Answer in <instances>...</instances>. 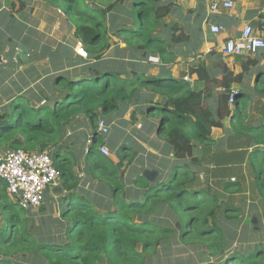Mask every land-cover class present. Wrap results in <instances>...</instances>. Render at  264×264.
<instances>
[{"label": "trees", "instance_id": "trees-1", "mask_svg": "<svg viewBox=\"0 0 264 264\" xmlns=\"http://www.w3.org/2000/svg\"><path fill=\"white\" fill-rule=\"evenodd\" d=\"M27 1L15 0L9 7L10 12L19 13ZM41 1L53 5L56 0ZM61 1L65 6L63 14L74 22V36L82 42L88 62L76 68L73 76L59 75L52 80L51 86L62 93L59 98L42 95L41 107H31L27 99L0 109V151L5 147L4 150L42 152L50 144L57 147L66 139L65 127L83 117L94 127L90 136L92 145L88 148L87 175L90 181H104L106 187L99 184L101 193L88 198L77 195L76 143L70 141L65 145L68 153L71 152L70 159L56 150L52 160L66 192L61 197L58 229L51 230L43 223V230L49 233L35 238L23 217L26 211L9 200L6 185L0 181L3 221L0 224V264H158L157 255L154 258L151 255L156 254L158 248L166 247L175 235L180 241L190 242L197 256L214 257L212 261L202 259L201 264H264L261 245L254 246L250 253L226 252L229 241L236 238V227L241 224L242 208L236 205L245 197L237 201L228 198L220 203L208 183L198 185L192 171V166L200 161L193 156V143L211 142V130L221 127L223 118L229 116L227 104L233 91L231 85L255 62L243 63L242 73L231 81L228 75L215 77L204 63L197 64L188 71L189 76L197 77L192 87L184 81V73L178 79L170 74L176 59L175 49L189 41L186 32H179L176 24L165 23L171 14V5H162L157 0H132L131 4L126 2L129 0H116L100 9L89 4L81 8L78 6L80 0ZM121 15L127 19L126 23ZM108 30L125 48L116 44L114 59L107 63L103 54L111 48L110 39L106 37ZM167 31L171 33L169 41L158 35ZM119 55L130 62L158 57V75L146 76L133 69L134 75L128 73L126 78H121L122 69L116 61ZM81 61L80 58L70 59L62 52L59 65L76 66ZM78 70L82 71L80 75H77ZM216 89L220 90V95L214 109L211 98ZM236 92L233 101L237 105L240 93ZM154 95L159 100L154 101ZM132 104L135 109L147 106L148 112L159 113L158 135L163 137L176 163L167 180L158 178L149 183L136 176L127 187L121 173L127 155L119 156V162L113 164L99 152L104 147L103 137H106L97 131L99 121L106 124L102 119L106 117L111 121L122 120ZM247 131L252 133L251 129ZM257 133L259 135V131ZM122 151L132 153L128 147L120 148L119 154ZM59 154L64 155L57 167ZM208 194L210 200L206 199ZM165 205H169L171 213L178 217L188 216L186 223L176 222V232L160 217ZM153 212L157 214L155 217L151 216ZM134 217L138 223L133 221ZM222 250L226 253L216 258Z\"/></svg>", "mask_w": 264, "mask_h": 264}, {"label": "crops", "instance_id": "crops-1", "mask_svg": "<svg viewBox=\"0 0 264 264\" xmlns=\"http://www.w3.org/2000/svg\"><path fill=\"white\" fill-rule=\"evenodd\" d=\"M28 1L25 4V8L19 13H11L9 7L11 4L15 3V0H0V24L3 23L8 25V28L11 29H13L15 25H21L25 29V27L28 26V22L25 20V14L30 12V2L28 3ZM109 1L110 0H108V2ZM115 1L116 0H112L110 4ZM157 1L162 5H171V14L166 18L167 25L176 24L179 28V32L185 31L189 38L194 28H196V32L201 35L198 39L197 49L187 50L181 47V45L178 46V51L176 50L178 47L175 49L176 59L173 64H177L176 66H179L180 71L177 73V71L171 70L170 74L174 79H178L180 77L179 75L184 73V75L189 78V83L193 87V83L196 82L197 77L195 75L189 76L188 71L192 66L204 63L213 76L228 75V79L231 81L232 78L242 73L243 63L250 60L256 64L250 66L246 73L242 75V78H238L236 82L231 85L232 90H236L240 93L238 100L239 98L240 100H245L243 101L245 107L239 109L240 102H238L237 105L234 103L230 105L228 103L229 116L223 118L221 127L211 130V142L206 144L193 143V156L200 160L192 166L193 173L195 175L198 174L196 180L198 181V185H203L208 182L211 188H213V192L222 195V201L228 198L235 201L244 199L243 193L239 192L240 190L236 184L237 178L224 170L228 167L235 166L236 161H243L246 158V154L242 156V153L246 152L245 149H248L246 153H249L251 149L253 152V148L257 147L264 150V77H262V75H264V50L250 58H235L223 55L220 49L226 40L238 37L245 26L252 27L255 35L264 39V0H235V6L232 10H219L217 12H212L210 10V3L212 0ZM36 2L37 0L31 1V3ZM39 2L45 3L44 1ZM126 2L131 4L133 1L129 0V2ZM86 3L85 0V4ZM92 6L97 8L95 5ZM106 7L99 6L98 8L104 9ZM5 21L6 23H4ZM210 24L222 25L226 30L221 35H211L208 33ZM22 31H20V36L26 34L25 31ZM73 31L75 32L74 29ZM10 33H15V31L11 30ZM158 35L162 37L163 34ZM77 40L78 39L75 38L74 51ZM180 50L182 51L181 53L179 52ZM78 58L80 57L78 56ZM151 67L157 66H149L146 62H136V70L139 74L155 76L147 73V70ZM157 73L158 71L155 74L157 75ZM195 86L198 88L199 85L195 84ZM201 89L202 86H199V90ZM219 92L218 89L213 91L211 101L214 109H216L218 105L217 100L220 95ZM146 109L147 106L140 109L131 107L123 117V121L114 120L111 124L105 121L109 128V135L103 138L105 145L103 146L110 153L107 159L111 163L117 164L119 162V156L128 154V151H122L119 154V150L122 147L130 148L132 153L135 154L133 155L134 159L131 165H126L127 157L125 158L121 171L122 180L127 187H129L131 181H133L136 176L142 177L144 170L154 171L156 173L154 181L158 178H163V181L167 180L176 165L171 150L164 147L166 146L164 142L162 144L164 149L162 147L158 148L156 144H152L158 141L156 139L158 134V119L153 117L151 112H148ZM127 120L130 121V123H127ZM248 129H251L253 133L259 131L258 137L252 140L250 134H247ZM92 133L93 131L89 136H91ZM129 137L132 138L133 145L131 141L129 143L126 142ZM109 138H113V141L111 142ZM141 138L147 139L149 141V143H147L148 145L142 143L140 140ZM134 141L136 142L134 143ZM144 150H146L147 153ZM4 151L6 150L2 149L0 152ZM262 162H264V160ZM261 165V175H263L261 179L255 176V174L254 177H250L248 172L241 174V179L245 183L248 181V184L251 181L263 180L264 164ZM201 172L204 174L205 178H208V181L201 179ZM83 175L86 177V180L82 179L83 181L80 183L79 179L76 193L84 196L87 191H90V188L93 190L96 182L90 181V176H88L87 173ZM82 176L78 175L79 178ZM228 180L230 183L227 185V190H225L224 185H221L220 181ZM60 181L61 179L59 182ZM60 192L56 194L50 191L47 195L56 197L64 192L63 196H65L66 192L63 189H61ZM215 195L219 197L218 194ZM245 195H249V191L245 192ZM238 196H242V198L236 199ZM0 217L2 218V215Z\"/></svg>", "mask_w": 264, "mask_h": 264}, {"label": "rangeland", "instance_id": "rangeland-1", "mask_svg": "<svg viewBox=\"0 0 264 264\" xmlns=\"http://www.w3.org/2000/svg\"><path fill=\"white\" fill-rule=\"evenodd\" d=\"M31 1H28V3L30 2V12H27V14H25V20L28 22V26H26L25 29L21 25H15L14 28L11 29L8 28V25H5L3 23L0 24V109L5 108L6 106H12L14 102L25 101L27 99L29 100V104L31 105V107L38 108L43 105L42 102H40V98L42 95L54 99L59 98L62 93L56 87L51 86L52 80H54L59 75L62 77L73 76L76 73V68L79 69L80 67L85 66V64L88 62L87 57L85 59L81 58L83 61L79 62V64H77L76 66L59 65L62 59V52L67 53L70 59L78 60V56L74 53V22L72 21V19L67 18L63 14V12L65 11V6L63 5L61 0H56L53 5L48 2L40 3L39 1L41 0H37L36 3H31ZM111 1L112 0H110L109 2L108 0H86V4L95 5L97 7H106L108 4H110ZM83 5H85V0H80L78 6L83 8ZM57 10H59L61 14H58ZM169 16L170 14L167 17ZM121 20L124 23L127 22V19L125 17H122ZM164 21L166 23L167 19H165ZM4 23H6V21ZM107 25H109V23ZM11 30H14L15 33H10ZM20 31H25L26 34H22L20 36ZM111 33L112 32L108 30L106 34V37L110 39L111 48L108 52H104L103 54L104 60H106L107 63L110 60L114 59L113 48L116 44H118L119 48H125L124 43L118 40L117 38L113 37ZM170 36L171 33L168 31L162 35V37L166 41H169ZM199 36L201 35L198 34L196 32V28H194L193 32L190 33L189 41L185 44H182L181 47L187 50L197 49ZM19 44H24L28 49V56L24 62H20V60H15V57L19 51ZM176 50L178 51L179 47ZM179 52L181 53L182 51L180 50ZM118 57L120 58H116V61L117 64H119V67L122 69L121 78H126L128 73L130 75H134L133 69L136 70V62H130L128 59L122 58L124 57L123 55H119ZM126 60L131 65L126 64ZM176 65L177 64H173L172 68L170 69V72L171 70H175L177 71V73L178 71H180L179 66ZM157 69L158 67H151L147 70V73L150 75L157 76L158 73L157 75L155 74L157 71L159 72V69ZM125 71L126 73H124ZM81 72L82 71L78 70L77 75H80ZM262 77H264V75H262ZM154 100H159V97L154 95ZM243 101L245 100L241 99L239 101V109H243L245 107V103ZM44 105L51 106L52 104L45 103ZM132 106L134 107L135 105L132 104ZM129 109L127 110V112L129 111ZM151 114L153 117L159 119L158 111H153L151 112ZM102 119L109 124H111L112 122L107 117ZM120 121H123V118ZM127 123H130V121H128ZM92 131H94V127L88 120L82 117L65 127L64 135L66 139L62 142H59L57 147L50 144L49 147L42 151H47L52 154L56 150H59L65 153L66 156H68V158L70 159L69 156L71 152L68 153L65 145H68L70 141H72V143H76V167L74 171L77 175L82 176L84 173H87L86 169L90 161L88 160L87 155L88 148L92 145V142L89 143V135ZM247 134H250L252 140L253 138L258 137V133L256 132H248ZM156 139L159 142L156 141L152 144L158 145V148L162 147L164 149L165 147L169 149L166 146L163 147L162 136H159L157 134ZM109 140L112 142L113 138H109ZM140 140L144 144L149 143V141L145 138H141ZM130 141L133 145L131 137H129L126 142L129 143ZM135 142L136 141H134V143ZM58 147L61 148L58 149ZM4 148L5 147H2V149ZM68 149L70 151L72 150L71 147H68ZM33 151L38 152V150L36 149ZM144 151L147 153L146 150ZM245 151L247 152L248 149H245ZM263 151V149L257 147L253 148V152L251 149L249 153H242V156L246 154V158L243 161H236L235 166L228 167L224 170L237 178L236 184L240 190L239 192H242L243 196L245 197L244 200H241V203H238L236 205L237 207L242 208V214H239L240 216H242L241 224L236 227V238L233 241H229V247L226 252L229 251V253H250L253 251L254 246L261 245V247H264V186H261L263 185L262 182L264 183V178L263 180L251 181L249 182V184L248 181L245 183L241 179V174L245 172H248L250 177H254L255 174V176H258V178H262L263 175H261V164H264V162H262L264 160ZM63 155L64 154H59L56 161L57 167H59V164L62 162ZM128 155H131V153L127 154V157L129 158H127L126 161L127 166L130 165V163L134 159V157H130ZM196 176L198 177V174ZM78 179H80L81 183L83 181L82 179L86 180V177L83 175ZM201 179H203L204 181H208V178H205L203 173L201 175ZM1 183L3 182L1 181ZM220 183L221 185H224V189L227 190L226 188L230 181H220ZM99 184L106 187L104 181H102L101 183L96 182L94 184L93 190H91L90 188V191H87L84 196H87L88 198V196H92V194L101 193L98 189ZM248 191L249 195H245V192ZM212 194L215 195L216 192H212ZM63 195L64 192H62V194L60 195H57L56 197L47 195L44 204L40 208L30 209L23 214V217L26 219V225L30 230L29 232L31 236L39 238L41 236L44 237L46 234L49 233L46 229L43 230V223H45L46 226H50L51 230L58 229L57 220L60 218V213L62 210L61 197ZM206 197L207 200H210L209 194ZM219 198L220 201H222L221 199L223 197L221 194L219 195ZM240 198H242V196L236 197V199ZM204 203L205 202H203L202 204ZM156 215L157 214H155L154 212L151 213V216L155 217ZM181 215L180 217H178L172 214L169 205H165V208H163V212L160 217L162 218V220H167V226L176 232L177 229L175 227V224L177 221L182 220L183 224L188 221V216L183 215V218H181ZM136 219L137 217H134L133 221L135 223H138ZM1 223L3 224V221L0 217V224ZM57 237L59 236L57 235ZM167 244L168 245L166 247L160 249L158 248L156 254L153 253L151 255L152 258L157 255L156 259L158 260V264H201V260L204 258H207L211 261L214 260V257H211L208 254H202L201 256H197L191 247V243L185 240L180 241L177 235H175ZM204 252L205 250L203 248L202 253ZM226 252L222 250L221 253L216 256V258H221L222 255H224ZM0 259H2L1 255Z\"/></svg>", "mask_w": 264, "mask_h": 264}, {"label": "built area", "instance_id": "built-area-1", "mask_svg": "<svg viewBox=\"0 0 264 264\" xmlns=\"http://www.w3.org/2000/svg\"><path fill=\"white\" fill-rule=\"evenodd\" d=\"M234 6L235 0H212L210 10L212 12L230 11ZM224 32L225 28L222 25H209L211 35L217 36ZM220 50L228 57H252L264 50V39L255 35L252 27L245 26L238 37L226 40ZM75 54L80 58H87V53L80 40L76 42ZM145 62L155 66L160 64L156 56H149ZM184 81L189 82L190 80L185 77ZM236 93V90H233L229 95V104L234 103ZM97 131L104 136L109 134V128L103 121H99ZM89 143H91V138ZM99 152L104 157L110 156L105 147H101ZM0 180L6 185V194L10 201L18 209L28 211L38 209L44 204L47 194L58 185L60 172L56 169L50 152L6 150L0 152Z\"/></svg>", "mask_w": 264, "mask_h": 264}, {"label": "water", "instance_id": "water-1", "mask_svg": "<svg viewBox=\"0 0 264 264\" xmlns=\"http://www.w3.org/2000/svg\"><path fill=\"white\" fill-rule=\"evenodd\" d=\"M18 50L19 51L15 57V60L16 61L21 60L22 62H24L27 58V51H28L27 47L23 44H19ZM155 175H156V173L154 171L144 170L142 177L144 179H146L149 183H153ZM61 189H63V182L62 181H60L58 186L55 187L52 191H53V193L59 194L57 192H60Z\"/></svg>", "mask_w": 264, "mask_h": 264}, {"label": "clouds", "instance_id": "clouds-1", "mask_svg": "<svg viewBox=\"0 0 264 264\" xmlns=\"http://www.w3.org/2000/svg\"><path fill=\"white\" fill-rule=\"evenodd\" d=\"M57 13H58V14H61V12H60L59 10H57Z\"/></svg>", "mask_w": 264, "mask_h": 264}]
</instances>
